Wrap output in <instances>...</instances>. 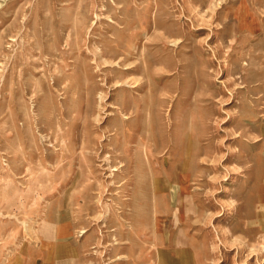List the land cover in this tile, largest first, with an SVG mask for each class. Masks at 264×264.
Returning <instances> with one entry per match:
<instances>
[{
    "label": "rangeland",
    "instance_id": "rangeland-1",
    "mask_svg": "<svg viewBox=\"0 0 264 264\" xmlns=\"http://www.w3.org/2000/svg\"><path fill=\"white\" fill-rule=\"evenodd\" d=\"M64 223L71 264H264V0H0V264Z\"/></svg>",
    "mask_w": 264,
    "mask_h": 264
},
{
    "label": "crops",
    "instance_id": "crops-1",
    "mask_svg": "<svg viewBox=\"0 0 264 264\" xmlns=\"http://www.w3.org/2000/svg\"><path fill=\"white\" fill-rule=\"evenodd\" d=\"M51 227L52 229L55 230V233H56V239L50 240L51 245L48 246V250H47L48 252L50 251L53 252V256L51 258L52 260H49V259L46 260L42 258L41 262L43 264H71V259L64 258L65 256L63 254H65V252L62 253L63 256H61V254L59 253L58 250H56V248H60L61 246H64L65 244L62 245V243L64 242H67L70 245H72V243L76 240L78 234L80 233L79 227L78 226H66V224L64 223V224H59L58 226H44V229L50 230ZM65 230L69 231V235L66 236L65 234H63V231ZM73 245L76 247V250L71 252L70 254L77 256L79 252L77 249V243L74 242Z\"/></svg>",
    "mask_w": 264,
    "mask_h": 264
},
{
    "label": "bare ground",
    "instance_id": "bare-ground-1",
    "mask_svg": "<svg viewBox=\"0 0 264 264\" xmlns=\"http://www.w3.org/2000/svg\"><path fill=\"white\" fill-rule=\"evenodd\" d=\"M188 155V154H187ZM184 161V160H183ZM180 167V166H179ZM183 167H181V169H182ZM185 169V168H184ZM178 220V219H177Z\"/></svg>",
    "mask_w": 264,
    "mask_h": 264
}]
</instances>
